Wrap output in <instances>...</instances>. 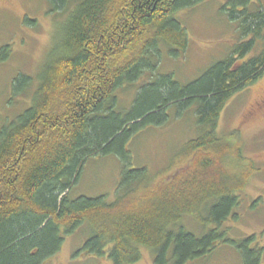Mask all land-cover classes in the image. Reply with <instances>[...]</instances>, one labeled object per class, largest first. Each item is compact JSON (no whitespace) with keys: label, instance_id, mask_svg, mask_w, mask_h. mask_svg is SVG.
Returning a JSON list of instances; mask_svg holds the SVG:
<instances>
[{"label":"trees","instance_id":"trees-1","mask_svg":"<svg viewBox=\"0 0 264 264\" xmlns=\"http://www.w3.org/2000/svg\"><path fill=\"white\" fill-rule=\"evenodd\" d=\"M48 1L57 14L69 13L67 24L32 106L0 130V264H44L83 226L89 235L79 253L113 264L139 262L141 248L153 252L154 264L205 258L223 234L212 229L197 236L176 224L203 206L207 217L200 223L221 226L240 204L236 191L245 177H232L226 167L245 160L239 148L217 136V125L228 101L264 75V11L249 9L255 0H226L223 10L238 23L240 40H250L183 86L157 75L161 45L174 56L187 50V32L175 14L205 0ZM8 52L0 50V62ZM145 76L150 81L138 87L131 109L118 110L117 92ZM23 81L32 79L21 75L15 87ZM171 107H194L205 133L179 153L164 188L152 191L161 180L146 168H124L114 202L103 196L71 199L89 160L115 154L126 166L128 141L161 125ZM197 171L213 179L190 185ZM253 242L237 243L242 264H261L262 251L251 248Z\"/></svg>","mask_w":264,"mask_h":264},{"label":"rangeland","instance_id":"rangeland-1","mask_svg":"<svg viewBox=\"0 0 264 264\" xmlns=\"http://www.w3.org/2000/svg\"><path fill=\"white\" fill-rule=\"evenodd\" d=\"M225 5L226 0H205L175 14L174 18L187 32L188 48L174 56L161 45L159 63L152 60L157 63V75L172 76L173 82L188 85L226 59L236 45L250 40H240L238 23L225 14ZM259 8L264 11V0H255L249 6L253 11ZM68 14H57L48 0H0V50L9 48L7 59L0 62V130L18 120L32 106V94L40 86L44 67L61 39ZM257 52L258 49L249 57ZM21 75L31 78L32 82L23 81L15 87ZM149 81L150 77L145 76L137 86L118 91L117 109L129 111L138 87ZM29 83L28 91L23 94ZM165 113L167 118L161 125H151L128 141L126 166L115 154L89 160L72 188L71 199L103 196L108 203L114 202L124 168H146L161 180L160 186L155 185L152 191L164 188L168 178L176 173L177 167L171 169V166L179 153L189 141L205 133L194 107H171ZM217 136L231 142L233 148H239L245 160L242 166L231 160L226 167L232 177H245L242 188L236 191L240 204L221 226L200 223V217H207L203 206L197 216L183 215L176 229L182 227L197 236L217 229L223 234L221 241H225L218 242L205 258L188 264H242L237 246L247 238H254L251 248L262 251L261 264H264V75L228 101L218 121ZM195 176L196 181H191L190 185L213 179L212 174L203 177L199 171ZM88 235L89 228L83 226L66 237L61 252L44 264H113L108 257L79 253ZM141 251V260L135 264H154L153 252L145 248Z\"/></svg>","mask_w":264,"mask_h":264}]
</instances>
